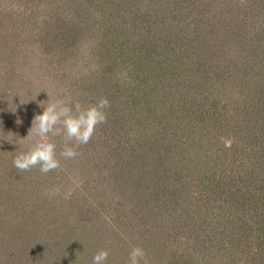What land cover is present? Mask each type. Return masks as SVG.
<instances>
[{"label": "trees", "instance_id": "1", "mask_svg": "<svg viewBox=\"0 0 264 264\" xmlns=\"http://www.w3.org/2000/svg\"><path fill=\"white\" fill-rule=\"evenodd\" d=\"M61 1L76 17L14 11L27 17L1 32L8 71L43 70L44 98L73 107L109 100L76 151L137 211L152 260L264 264V0Z\"/></svg>", "mask_w": 264, "mask_h": 264}, {"label": "rangeland", "instance_id": "2", "mask_svg": "<svg viewBox=\"0 0 264 264\" xmlns=\"http://www.w3.org/2000/svg\"><path fill=\"white\" fill-rule=\"evenodd\" d=\"M26 1L38 7V17H49L53 12L66 18H70L72 14L76 17L75 9L62 6L61 0ZM95 1L92 0L93 4L88 3L87 6L91 9L97 7ZM23 2L24 0H0L2 41L5 40L1 36L2 31L12 29L11 32H6V38L10 39V34L22 27L20 22L27 15L21 13L14 17V11L21 12L20 4ZM104 8L105 6L103 10ZM118 19L122 18L118 16ZM11 23L14 28H10ZM2 41L0 40V264H71L75 259H81L80 264H92L95 253L107 246H113L114 249V252L109 250L107 264H125L124 260H128V254L134 246L145 248L144 251L147 249L146 264H161L158 259L160 256L154 260L151 258L154 248L150 246L153 242L145 245L148 238L143 232L146 228L141 225L137 211L130 209V204L120 199L119 190L114 194V188L108 189L109 171L94 169L93 163L90 168L85 162L86 156L80 154L69 159L60 156L65 145L61 136L51 137L56 144L59 168L41 173L39 166L33 167L31 172L13 167L14 157L20 151L27 150L31 143L24 137L28 134L34 115L41 112V107L49 102L48 97L44 98L47 91L53 92L55 88L47 86L38 78L43 70H36L38 72L35 73L36 68L32 66L30 73L19 70L18 67L13 73H9L10 65L5 62V58H10L5 54L7 43ZM33 53L40 63L48 66L45 69L50 68V62L55 63V67L60 62L56 60L57 56L42 53L40 49ZM74 70L77 71L72 68ZM20 75L26 81L24 94H19L21 91L18 90L17 80ZM55 93L58 94V90ZM98 229L105 233L104 243L94 234ZM69 248L73 249L69 253L65 251L67 263L62 253ZM80 251L81 254H78ZM78 255H81L80 259ZM164 259L171 260L169 257Z\"/></svg>", "mask_w": 264, "mask_h": 264}, {"label": "clouds", "instance_id": "3", "mask_svg": "<svg viewBox=\"0 0 264 264\" xmlns=\"http://www.w3.org/2000/svg\"><path fill=\"white\" fill-rule=\"evenodd\" d=\"M42 111L35 114L31 127L25 139L31 141L27 150L19 152L13 159V166L21 171H29L39 166L41 173H48L60 167L57 158L56 144L52 142V136L64 135L68 141L65 143L60 156L65 159L75 158L76 149L87 144L92 137L96 126L107 120V109L110 102L106 97L99 98L95 103L87 106L76 102L74 107L64 99L51 100ZM109 252L101 249L92 257V264H107ZM145 261V251L140 246L131 248L128 254V264H141Z\"/></svg>", "mask_w": 264, "mask_h": 264}]
</instances>
